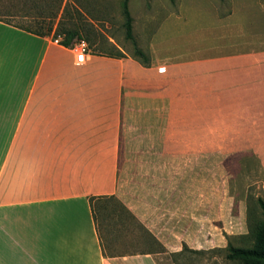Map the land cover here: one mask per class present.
<instances>
[{
  "label": "crops",
  "instance_id": "obj_1",
  "mask_svg": "<svg viewBox=\"0 0 264 264\" xmlns=\"http://www.w3.org/2000/svg\"><path fill=\"white\" fill-rule=\"evenodd\" d=\"M187 22L176 13L161 21L145 47L148 66L131 59L113 68L91 53L77 63L53 37L0 20V264H155L101 253L88 198L114 194L118 176L130 181L117 156L190 155L193 132L207 137L209 107L214 122L241 106L264 107L245 78L255 61L242 53L254 40L241 34L245 23L207 21L190 34ZM135 169L142 203L118 198L167 248L189 244L185 231L169 236L163 228L175 222L157 207L176 180L159 183L153 161Z\"/></svg>",
  "mask_w": 264,
  "mask_h": 264
},
{
  "label": "rangeland",
  "instance_id": "obj_2",
  "mask_svg": "<svg viewBox=\"0 0 264 264\" xmlns=\"http://www.w3.org/2000/svg\"><path fill=\"white\" fill-rule=\"evenodd\" d=\"M121 2L122 0H62L65 8L59 9L55 17L49 19L48 13L54 10V2L41 0L39 4L43 9L44 21L49 20L52 26L46 36L53 37L58 43L63 34L56 33H61L64 28L76 27L88 53L101 57V62L110 63L113 68H128L130 60L137 57L134 47L146 51L152 32L172 13L187 18V27L184 29L190 34L194 33L192 29L199 31L208 24L207 21L217 23L218 20L232 18L240 21L241 25L245 23L241 34L254 38L253 42L249 41L245 46L246 50L242 51L250 56L255 55V61L251 63L253 67L249 68L251 74L245 78L255 83L264 97V0H127L131 39L125 35ZM14 9L12 0H0V14ZM2 14L0 18L6 20ZM10 20L24 21L27 24L33 21L29 17H14ZM87 61L83 65H87ZM16 62L18 67L19 60ZM215 110L217 109L209 107L207 137L203 132H193V153L190 155L117 156V168L121 163L128 162L130 181H126V176H118L113 192L117 198L128 196L131 207L139 206L142 198L137 195V188L134 186L135 167L142 159L149 163L153 161L158 169L155 171V179L159 183H162L159 178L168 182L176 180L171 183L170 201L167 204L159 203L158 206L154 203V206H161L160 213L167 210L166 216L175 222L174 225L169 224L168 229H163L171 237L174 233V236H179L182 231L190 235L189 244L181 241L174 250L167 248L156 238L168 251L179 250L182 242L194 249H221L177 257L165 253L117 257H145L155 264H238L224 258L223 248L227 243L224 235H229L228 240L234 246L245 245L246 239L238 236L247 231L246 204L256 218L260 217L255 198L260 196L264 200V163L257 155L264 153V107L241 106L236 114L227 112L231 108H224L227 113L218 116L222 122L211 121L215 118ZM183 166L188 167L186 185L180 181L184 176ZM161 187H156L155 190H160ZM150 213L153 214V211ZM185 215L184 230L180 223L183 224L182 216ZM187 221L190 228L187 227ZM132 235L118 237L113 242L114 250L122 253L124 250L140 247L135 240L137 238ZM199 238L202 242L197 241ZM195 239L196 242L193 241Z\"/></svg>",
  "mask_w": 264,
  "mask_h": 264
},
{
  "label": "trees",
  "instance_id": "obj_3",
  "mask_svg": "<svg viewBox=\"0 0 264 264\" xmlns=\"http://www.w3.org/2000/svg\"><path fill=\"white\" fill-rule=\"evenodd\" d=\"M41 0H12L15 9L1 13L6 20L0 18L1 21L11 24L17 28L31 32L36 35H46L51 31V23L45 22L43 9L39 4ZM54 2V10L49 11V19L55 17L59 9H64L62 0H50ZM122 12L124 15V30L127 38L131 39L130 16L127 11V0L121 2ZM0 14V15H1ZM32 18L30 23L12 22L10 18ZM63 38L58 41L65 47H72L75 41L80 40L79 32L76 27L64 28L61 33ZM56 36V35H55ZM117 55H120L117 52ZM134 60L138 61L142 66L149 65V55L146 51L134 47ZM263 191V190H261ZM249 195L246 196L248 200ZM255 203L259 209L260 217L256 218L249 206L246 204L245 221L246 233L239 234L238 237L246 239L247 243L242 246H234L229 240V235H224L227 239L224 258L238 264H264V200L257 196ZM89 209L94 228L98 237L101 253L105 256H120L132 254H160L165 253L171 257L184 256L187 253H207L214 252L221 248L213 247L209 249H194L188 247L182 242L181 248L177 251H168L164 245L149 231L136 216L125 206V204L114 194H99L88 198ZM135 236L140 247L132 250H124L117 253L113 248V242L122 236ZM186 256V255H185Z\"/></svg>",
  "mask_w": 264,
  "mask_h": 264
},
{
  "label": "built area",
  "instance_id": "obj_4",
  "mask_svg": "<svg viewBox=\"0 0 264 264\" xmlns=\"http://www.w3.org/2000/svg\"><path fill=\"white\" fill-rule=\"evenodd\" d=\"M74 53V60L77 63H83L86 60L87 48L85 42L80 39L70 47Z\"/></svg>",
  "mask_w": 264,
  "mask_h": 264
}]
</instances>
